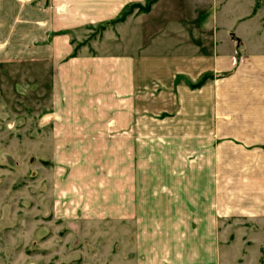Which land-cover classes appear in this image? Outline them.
I'll list each match as a JSON object with an SVG mask.
<instances>
[{
	"label": "crops",
	"instance_id": "obj_1",
	"mask_svg": "<svg viewBox=\"0 0 264 264\" xmlns=\"http://www.w3.org/2000/svg\"><path fill=\"white\" fill-rule=\"evenodd\" d=\"M146 1L0 0V68L42 65L66 197L90 217L185 220L202 264H219L213 238L234 220L235 264H264V0H154L118 20ZM174 226L137 234L145 264H180L163 239Z\"/></svg>",
	"mask_w": 264,
	"mask_h": 264
},
{
	"label": "rangeland",
	"instance_id": "obj_2",
	"mask_svg": "<svg viewBox=\"0 0 264 264\" xmlns=\"http://www.w3.org/2000/svg\"><path fill=\"white\" fill-rule=\"evenodd\" d=\"M152 4L145 6L147 11L138 12H148ZM106 28L89 27L83 38H73L74 52L82 48L93 51ZM13 71L0 68V264H145L146 253L137 252V234L154 238L160 232L158 227L167 223L179 229L183 226L163 236L170 254L184 255L177 256L180 264H202L207 257L202 253V237H191L185 220L145 219L139 230L138 220L90 217L95 205L66 197L74 178H69L73 173L59 169L54 154L52 124L47 120L48 76L40 75V63L35 65L40 74L33 77ZM234 223L220 221L219 233L213 238L214 243L219 239L220 246L226 244L219 253V264H235ZM161 238L157 236V241ZM216 255V250L210 251V260L216 261Z\"/></svg>",
	"mask_w": 264,
	"mask_h": 264
},
{
	"label": "trees",
	"instance_id": "obj_3",
	"mask_svg": "<svg viewBox=\"0 0 264 264\" xmlns=\"http://www.w3.org/2000/svg\"><path fill=\"white\" fill-rule=\"evenodd\" d=\"M153 2H154V0H147L145 6L147 4H148L147 6H150ZM145 6L144 7L139 6V5H133V6H131L130 9L127 12H125L118 20L119 21L122 20L125 16H127L128 14H130L131 13V9L133 10L134 8H137L140 11H147V7L145 8ZM210 78H211L210 75H204V76H202L196 84L191 85V88H196V87L201 86L207 79H210Z\"/></svg>",
	"mask_w": 264,
	"mask_h": 264
}]
</instances>
